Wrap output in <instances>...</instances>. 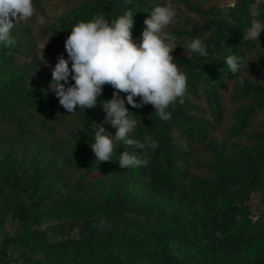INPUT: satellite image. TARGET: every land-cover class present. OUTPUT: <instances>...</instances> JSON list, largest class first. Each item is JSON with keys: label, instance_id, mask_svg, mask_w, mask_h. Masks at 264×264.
<instances>
[{"label": "trees", "instance_id": "16d2710c", "mask_svg": "<svg viewBox=\"0 0 264 264\" xmlns=\"http://www.w3.org/2000/svg\"><path fill=\"white\" fill-rule=\"evenodd\" d=\"M230 1L179 0L182 26L169 32L182 41L173 56L187 73L184 103L169 121L151 104L126 103L142 122L130 138L150 135L159 146L145 149L146 166L121 169L120 153L143 150L118 143L113 161L99 162L90 148V125L105 115L99 102L114 89L70 114L49 90L51 69L67 59L77 22L102 13L111 23L131 9L138 43L144 20L168 0H33V17L12 29L15 45H0V213L24 222L0 242V264H264V213L254 217L247 204L254 195L264 204V31L259 42L244 37L253 21L264 23V3ZM50 11L60 15L36 32ZM197 37L206 57L182 47ZM229 55L248 68L233 75ZM77 168L92 196L47 202L61 172ZM31 188L39 201L11 205Z\"/></svg>", "mask_w": 264, "mask_h": 264}, {"label": "clouds", "instance_id": "9594fccd", "mask_svg": "<svg viewBox=\"0 0 264 264\" xmlns=\"http://www.w3.org/2000/svg\"><path fill=\"white\" fill-rule=\"evenodd\" d=\"M126 2L131 4L132 0ZM34 14L33 0H0V45L7 48L15 45L12 29ZM176 17L177 11L171 4L154 7L143 22L145 28L138 43L132 36L135 20L131 9L111 20V23L104 14L98 13L71 28L64 43L67 59L63 55L57 58L51 69L49 90L68 113L75 114L78 108H95L105 85L114 89L111 99L99 102L105 114L103 121L99 124L93 121L90 125L94 132L90 148L95 160L113 161L117 144L123 143L127 148L143 151L138 155L124 150L119 156V167L146 166L147 160L141 158L146 154L145 149L155 150L159 145L150 135L145 136L143 142L130 138L142 122L129 111L126 103L132 108L151 104L162 121L171 119L169 109L177 101L184 103L187 73L175 63L172 53L177 47L176 38L167 31ZM262 31L264 23L253 21L244 37L259 42ZM182 47L200 56L208 55L206 45L199 37ZM225 63L233 75L244 67L248 68V64L245 65L236 55H229ZM238 82L243 86L242 78ZM121 93L126 94V100ZM136 98H139V103ZM105 124L116 129L114 136L107 131Z\"/></svg>", "mask_w": 264, "mask_h": 264}, {"label": "rangeland", "instance_id": "374dc122", "mask_svg": "<svg viewBox=\"0 0 264 264\" xmlns=\"http://www.w3.org/2000/svg\"><path fill=\"white\" fill-rule=\"evenodd\" d=\"M211 2H215L219 5H227L230 4V0H207ZM255 2V8L262 5L264 3V0H254ZM168 4H171L177 11V17L173 21V23L168 27L167 31H171L173 28L182 26L181 22V15L179 10V0H168ZM60 15V13H56L54 11H50L46 16L38 18L37 24H36V32L40 29L41 26L49 24L53 19L57 18ZM180 42H175L177 44V47L175 48L172 55L178 54L180 50V45H182ZM180 43V44H178ZM40 46L43 48V43H40ZM82 170L80 168L77 169H66L63 170L60 174V177L57 182V186L55 189L54 194L52 197L48 199L47 202H56L62 199H65L67 197H73V196H79V195H88L92 196V192H88L87 190L82 189L80 184V179L82 177ZM33 193V189L31 188L29 190V193L23 196L21 200L13 201L11 204L13 207L15 206H23L25 208H28L32 204V196L35 197L36 201H39L40 199V192L36 195H31ZM251 213L254 217H258L260 214L264 213V204L262 203L261 199L258 195H254L251 197V199L247 202ZM24 222L15 214H7L3 215L0 213V242H2L7 236H11L16 229L22 228ZM46 225L43 226V228ZM78 232L75 231L73 233V236H77ZM52 238V236H50ZM13 254L15 256L21 255L23 253L22 249L19 247L13 248ZM20 260H23L20 258Z\"/></svg>", "mask_w": 264, "mask_h": 264}]
</instances>
